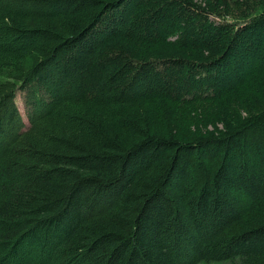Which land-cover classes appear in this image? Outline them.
I'll return each instance as SVG.
<instances>
[{"label":"trees","instance_id":"trees-1","mask_svg":"<svg viewBox=\"0 0 264 264\" xmlns=\"http://www.w3.org/2000/svg\"><path fill=\"white\" fill-rule=\"evenodd\" d=\"M260 5L238 24L193 0H0V57L17 79L88 106L65 133L44 126L0 151V264H264V102L204 135L156 106L189 113L264 77Z\"/></svg>","mask_w":264,"mask_h":264},{"label":"rangeland","instance_id":"rangeland-1","mask_svg":"<svg viewBox=\"0 0 264 264\" xmlns=\"http://www.w3.org/2000/svg\"><path fill=\"white\" fill-rule=\"evenodd\" d=\"M193 1L203 7H212L222 20H226L229 22H238V24H242L245 20L249 19V17L258 14L259 11H261L262 8L260 4L264 0ZM67 21V19H64L62 24H66ZM58 26L59 29H63L65 27V25ZM28 27L33 28L32 25ZM2 35L3 32H1L0 30V53L3 52V54L1 55H5V51L2 49H4L5 45L9 43H4L5 41H3L2 39ZM26 43H30V41L17 39L14 43V46L18 47ZM28 47L30 48V45H27V48ZM0 59L5 60L0 61V65L2 66V71H0V91H3L5 88L6 90L9 89L4 93H8V95L10 94L12 89V91H14L13 98H0V118H2L0 121V123L2 122V131L0 133V151L5 150L6 148H11V145L19 143L23 138L31 137L33 135L32 131H40L42 129H45L44 126H46L50 131H55L56 133H65V131L68 129H66V125L64 123V116L67 114H73L77 111H87L88 106L81 107L67 101L56 104L55 96L53 95V92L49 87H35L33 86L35 85L34 82L32 84H26L23 81L21 82L17 79L18 73L15 70L17 67L16 61L11 66V61L6 60L8 59L7 57H0ZM6 61H8L9 64L5 63ZM49 83H52V81L50 80ZM259 83L264 87V77L258 78V81H254L253 86H249L245 90H234V93L232 95H229V97L223 100H211L209 102L200 101L199 103H197V105L202 103V106L190 109L189 113L186 112L188 109L187 106H174L168 102H162L161 104L157 103L156 106L157 108H159V111L164 109L166 113L167 109L171 107V111L175 114L172 118H187L189 115H191L193 119L190 122L189 128L193 135H196V133H202L204 135L206 133H211L212 130L220 132L224 130L223 127L225 125H229L228 120H230L232 115L236 116L243 112L242 109L237 107V104H239L241 101L243 104L248 103L255 106L259 105L257 101H260V103L264 102V93L259 89ZM246 94L247 97H245ZM61 107L63 109H61ZM201 116H208L210 118L204 120ZM153 121L156 125V128L163 131V133L165 134H174L175 129H177L175 127V124L178 126L179 130L182 129V126H180L178 123H175V121H171V119L168 120L165 127L163 125H160L159 127L154 119ZM249 160V164L253 169H257L260 165L259 159L251 154ZM193 172L196 173V169H193ZM173 195L181 196V192L173 191ZM233 195L235 196V205L237 206V208H241L243 205L248 208V205L251 201L243 192L241 193L240 190H233ZM18 251L20 252L19 254L22 255L20 257L24 259H28V257L31 256L37 258V256L39 255V252H37V249L35 247H28L25 246V244L24 246H20L18 248ZM49 251L52 252V249ZM50 252L46 253L43 262H48V260L52 256ZM54 258H58L57 254ZM54 258L52 257V259ZM170 262L171 264H178L173 260H170ZM196 264L246 263L245 260L243 262V258L237 257L228 261H201Z\"/></svg>","mask_w":264,"mask_h":264}]
</instances>
